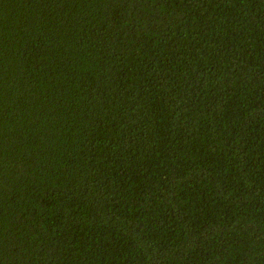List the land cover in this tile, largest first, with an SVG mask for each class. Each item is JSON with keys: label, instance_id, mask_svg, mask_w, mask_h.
<instances>
[{"label": "trees", "instance_id": "16d2710c", "mask_svg": "<svg viewBox=\"0 0 264 264\" xmlns=\"http://www.w3.org/2000/svg\"><path fill=\"white\" fill-rule=\"evenodd\" d=\"M0 264H264V0H0Z\"/></svg>", "mask_w": 264, "mask_h": 264}]
</instances>
